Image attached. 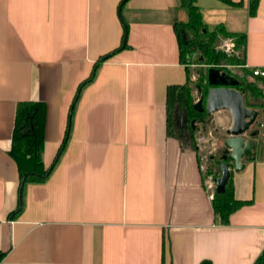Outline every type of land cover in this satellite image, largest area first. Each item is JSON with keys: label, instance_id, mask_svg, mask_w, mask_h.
<instances>
[{"label": "crops", "instance_id": "0c3cea01", "mask_svg": "<svg viewBox=\"0 0 264 264\" xmlns=\"http://www.w3.org/2000/svg\"><path fill=\"white\" fill-rule=\"evenodd\" d=\"M122 1L0 0L1 264H255L264 250L261 136L241 171L231 163L234 199L247 205L221 225L196 152L166 131L167 89L187 81L173 29L186 12L179 0ZM231 1L241 7L195 3L205 26L244 34L245 68L264 72V0ZM124 27L125 49L80 93L56 167L44 183L25 186L22 210L10 218L17 105H44L48 168L78 86L122 45Z\"/></svg>", "mask_w": 264, "mask_h": 264}, {"label": "trees", "instance_id": "16d2710c", "mask_svg": "<svg viewBox=\"0 0 264 264\" xmlns=\"http://www.w3.org/2000/svg\"><path fill=\"white\" fill-rule=\"evenodd\" d=\"M218 1L230 7H241V3H234L231 0ZM179 2L180 8L186 12L185 21L173 23L180 64L184 66L190 64L191 55L199 53L202 58V64L225 70L234 80L231 88L241 91L244 95L246 108L256 110L259 118H261V121L255 120L250 127L247 138L256 147L255 140L261 136L264 146V78L253 76L245 68V35L228 33L221 26L213 30H207L202 22V14L196 6L195 0H179ZM256 8L257 2L253 1L250 5L249 14L254 15ZM218 36L230 39L232 50L234 53L238 52V56L234 53L228 56L222 50H216L214 43ZM125 39L126 28L124 27L122 45L108 55L98 59L93 65L90 76L78 86L70 108L68 128L64 139L48 168H44L42 161L44 105L41 103H20L17 105L9 154L16 162L19 172L18 202L10 218L16 217L22 210L25 186L29 184H42L53 172L67 145L70 119L82 89L93 80L98 66L118 51L125 49ZM230 68H237L239 73H235ZM204 81L209 88L207 80L204 79ZM189 96L190 88L188 87L187 73V81L184 85L172 86L167 89L166 131L168 136L178 140L181 147L186 146L191 151L196 152L194 143L196 130L193 129L191 122L197 119L201 120L205 113H199L194 110ZM224 161H218L216 163V169L210 167L209 174H214L213 170H215L217 175L214 177L218 178L220 175L218 164ZM245 205H247L246 202L234 199L231 176H229L225 192L223 194L214 193L212 199V209L221 225H227L230 216ZM4 256L5 253L0 252V264ZM201 264L209 263L202 262ZM255 264H264V250Z\"/></svg>", "mask_w": 264, "mask_h": 264}, {"label": "rangeland", "instance_id": "374dc122", "mask_svg": "<svg viewBox=\"0 0 264 264\" xmlns=\"http://www.w3.org/2000/svg\"><path fill=\"white\" fill-rule=\"evenodd\" d=\"M205 27L207 30H213L216 28ZM227 42L228 39L223 36H218L214 43V47L216 50H224L225 48H223V45ZM230 48H232L231 45ZM230 52L231 50L229 53ZM234 54L238 56V52H235ZM185 67L188 73V87L190 88L189 98L192 102V106L194 107L198 102H202V106L205 107L207 91L209 88L206 86L204 79H207V73L210 69L216 68L202 64V58L199 53L191 55V62L190 64L185 65ZM216 70H218L219 73H224L226 76H230L223 69ZM230 70L239 73L237 68H230ZM191 125L193 126V129L196 130L194 143L202 172L203 184L206 190L214 195L216 188L214 180L217 178L214 176H216L217 173L213 170L214 174H209V168L211 167L214 169L218 161L225 160L224 163L232 169V164L226 158L229 152L223 145L225 139L228 137L227 131L232 125V120L227 110H219L211 116L204 114V117H202L201 120H193ZM221 163L218 164L219 168Z\"/></svg>", "mask_w": 264, "mask_h": 264}, {"label": "water", "instance_id": "95a60500", "mask_svg": "<svg viewBox=\"0 0 264 264\" xmlns=\"http://www.w3.org/2000/svg\"><path fill=\"white\" fill-rule=\"evenodd\" d=\"M124 2L125 0L122 1V4ZM206 80L209 89L205 107L202 106V102H198L193 108L207 116H211L219 110L229 112L232 125L227 131L228 137L223 145L229 152L226 157L227 160L234 164L235 171L239 172L244 168L242 160L251 157L252 150L255 149L254 143L247 137L245 139V135L255 122L258 112L246 108L243 93L231 88L234 80L230 76L219 73L216 69H210ZM220 172L221 175L214 180L216 194H223L226 190L230 176L229 167L226 163L220 164Z\"/></svg>", "mask_w": 264, "mask_h": 264}, {"label": "built area", "instance_id": "2783aa9c", "mask_svg": "<svg viewBox=\"0 0 264 264\" xmlns=\"http://www.w3.org/2000/svg\"><path fill=\"white\" fill-rule=\"evenodd\" d=\"M223 48H225V49L224 50L221 49V50L226 55L229 56V55H231L233 53V50H232V48H230V44L229 43L224 44ZM230 50H231V52L229 53ZM251 73L253 74V76L264 78V72L253 70V71H251ZM210 199H213V194L210 195Z\"/></svg>", "mask_w": 264, "mask_h": 264}]
</instances>
